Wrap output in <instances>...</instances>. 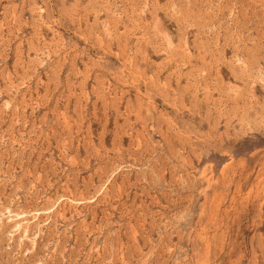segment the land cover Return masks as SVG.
Masks as SVG:
<instances>
[{
  "label": "rangeland",
  "instance_id": "1",
  "mask_svg": "<svg viewBox=\"0 0 264 264\" xmlns=\"http://www.w3.org/2000/svg\"><path fill=\"white\" fill-rule=\"evenodd\" d=\"M0 264H264V0H0Z\"/></svg>",
  "mask_w": 264,
  "mask_h": 264
},
{
  "label": "bare ground",
  "instance_id": "2",
  "mask_svg": "<svg viewBox=\"0 0 264 264\" xmlns=\"http://www.w3.org/2000/svg\"><path fill=\"white\" fill-rule=\"evenodd\" d=\"M144 7H146V6H144ZM142 114V113H141ZM143 117V116H142ZM173 140V139H172ZM72 162V161H71ZM75 163V162H74ZM180 182H181V180H180ZM183 183H184V181H183ZM80 199V198H79ZM7 210V209H6ZM17 226V225H16Z\"/></svg>",
  "mask_w": 264,
  "mask_h": 264
}]
</instances>
